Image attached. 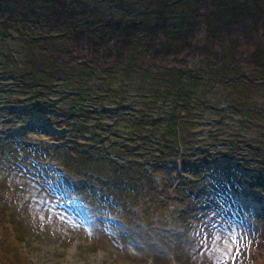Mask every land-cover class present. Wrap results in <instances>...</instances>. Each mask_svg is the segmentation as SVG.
Listing matches in <instances>:
<instances>
[{"label":"rangeland","instance_id":"rangeland-1","mask_svg":"<svg viewBox=\"0 0 264 264\" xmlns=\"http://www.w3.org/2000/svg\"><path fill=\"white\" fill-rule=\"evenodd\" d=\"M2 48L12 61L0 60V264H264V185H254L264 161V82L238 103L215 86L184 127V158L155 172V143L142 161L139 146L120 158L96 142L127 146L140 120L153 131L143 102L153 78L83 83L93 114L84 125L71 109L76 86L45 94V105L32 100L15 86L24 51L10 40ZM96 90L109 96L108 134H94L103 114L92 106Z\"/></svg>","mask_w":264,"mask_h":264},{"label":"trees","instance_id":"trees-1","mask_svg":"<svg viewBox=\"0 0 264 264\" xmlns=\"http://www.w3.org/2000/svg\"><path fill=\"white\" fill-rule=\"evenodd\" d=\"M109 11L111 19H105ZM260 25L264 26V0H0V60L12 61L2 48L9 40L22 48L25 63L15 86L31 92V99L43 105L48 102L45 94L60 85L76 86L71 109L88 118L84 125L93 115L85 107L88 86L84 84L93 82L99 89L101 82L119 76L130 80L134 73L153 78L156 85L143 98L153 131L140 120L127 146L108 148L105 141L96 142L104 151H117L120 158L130 156L132 145L139 146L141 153L136 156L142 161L153 142L149 159L158 172L184 158L188 147L184 127L194 125L198 106H204L215 86H223L227 99L238 103L249 99L246 93L253 91V85L264 82ZM100 92L92 94L97 96L93 108L103 111L95 122L99 126L95 135L108 134L112 127L102 119L107 116L103 108L109 96ZM90 159L86 156V165ZM263 162L256 166L258 188L264 185ZM225 171L238 172H230L228 166Z\"/></svg>","mask_w":264,"mask_h":264},{"label":"bare ground","instance_id":"bare-ground-1","mask_svg":"<svg viewBox=\"0 0 264 264\" xmlns=\"http://www.w3.org/2000/svg\"><path fill=\"white\" fill-rule=\"evenodd\" d=\"M246 165V164H245ZM244 165V166H245ZM249 173V172H248ZM248 176H249V174H245V173H243V175L241 176V178H248ZM259 184V181L258 182H256L254 185H258Z\"/></svg>","mask_w":264,"mask_h":264}]
</instances>
